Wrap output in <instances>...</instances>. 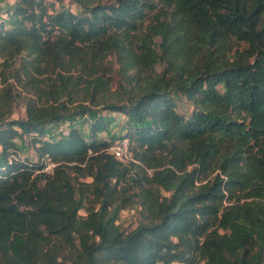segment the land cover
Returning a JSON list of instances; mask_svg holds the SVG:
<instances>
[{
	"label": "trees",
	"instance_id": "1",
	"mask_svg": "<svg viewBox=\"0 0 264 264\" xmlns=\"http://www.w3.org/2000/svg\"><path fill=\"white\" fill-rule=\"evenodd\" d=\"M1 8L0 264H264V0Z\"/></svg>",
	"mask_w": 264,
	"mask_h": 264
},
{
	"label": "rangeland",
	"instance_id": "2",
	"mask_svg": "<svg viewBox=\"0 0 264 264\" xmlns=\"http://www.w3.org/2000/svg\"><path fill=\"white\" fill-rule=\"evenodd\" d=\"M12 0H0V6L4 9L6 6H8L11 3ZM108 64L112 65L114 71L119 70V65L116 62V59L114 57H110L108 60ZM114 82L112 85V91H115L118 85V77L117 74H114ZM180 99V98H179ZM180 109L183 111L190 112L192 110V104L188 101L179 100ZM13 114L12 118H23L25 116V110H24V101L21 97L17 96L15 99L14 107H13ZM105 115L106 118L113 119L112 125H113V134L116 136L119 132H121L123 124L126 121V116L124 114L120 113H110V112H104L103 116ZM103 135V134H102ZM23 152L22 154L28 155L33 160L35 159V152L34 149L28 145L23 146ZM92 178L88 177L85 179V181L91 182ZM138 216V209H123L121 212V218L120 221L124 223V225L131 224L135 218Z\"/></svg>",
	"mask_w": 264,
	"mask_h": 264
},
{
	"label": "built area",
	"instance_id": "3",
	"mask_svg": "<svg viewBox=\"0 0 264 264\" xmlns=\"http://www.w3.org/2000/svg\"><path fill=\"white\" fill-rule=\"evenodd\" d=\"M7 18H8V13L2 10L0 6V25H2ZM60 131L66 135L69 133V129L67 127H61ZM109 150L114 154L116 158L120 160L126 161L132 158V152L129 148L128 139H124L122 141L115 143L109 148ZM52 166L53 164H48L45 169L49 170L51 169ZM173 264H178V263H173Z\"/></svg>",
	"mask_w": 264,
	"mask_h": 264
},
{
	"label": "crops",
	"instance_id": "4",
	"mask_svg": "<svg viewBox=\"0 0 264 264\" xmlns=\"http://www.w3.org/2000/svg\"><path fill=\"white\" fill-rule=\"evenodd\" d=\"M15 0H12L11 3H13Z\"/></svg>",
	"mask_w": 264,
	"mask_h": 264
}]
</instances>
